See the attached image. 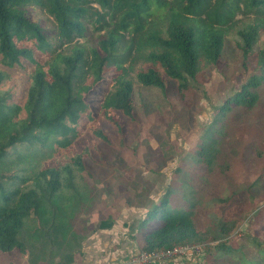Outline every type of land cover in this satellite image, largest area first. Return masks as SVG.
I'll use <instances>...</instances> for the list:
<instances>
[{"label": "trees", "instance_id": "trees-1", "mask_svg": "<svg viewBox=\"0 0 264 264\" xmlns=\"http://www.w3.org/2000/svg\"><path fill=\"white\" fill-rule=\"evenodd\" d=\"M34 7L53 20L50 31L32 19ZM262 33L264 0H0L1 60L33 64L22 102L0 91V252L18 250L27 264H73L87 237L113 222L110 216L101 219L86 233L80 221L94 203L85 180L88 167L103 165L112 147L105 126L120 136L139 126L135 83L166 96L172 82L183 97L190 80L219 63L230 37L241 56L242 82L213 107L211 121L186 156L193 165L184 172L190 177L203 165L212 168L226 135V114L250 111L260 100ZM94 35L95 42H87ZM5 77L1 73L0 83ZM106 81L95 114L89 95ZM84 113L94 123L81 137ZM132 185L146 191L137 181ZM200 191L190 182L179 194L175 185L166 186L132 225L141 252L230 235L235 221L220 223L207 238L197 228ZM154 220L160 224L153 228ZM257 246L258 254L244 263L264 264V246ZM219 248L234 250L226 243Z\"/></svg>", "mask_w": 264, "mask_h": 264}, {"label": "rangeland", "instance_id": "rangeland-1", "mask_svg": "<svg viewBox=\"0 0 264 264\" xmlns=\"http://www.w3.org/2000/svg\"><path fill=\"white\" fill-rule=\"evenodd\" d=\"M30 16L48 31L54 27L53 20L37 7L30 9ZM95 36L87 42L94 43ZM260 45L264 46V33L260 34ZM1 59L0 75L5 73L6 77L0 91L22 102L33 64L24 60L21 65L9 66ZM242 76L241 56L229 37L219 63L190 80L191 89L183 97L172 82L166 96L158 88L135 83L134 113L139 126L128 128L127 134L120 136L107 124L104 130L112 147L105 151L103 165L89 166L90 177H85L94 203L89 214H81L84 231L92 233L100 220L109 216L113 220L111 230L96 229L90 234L73 264H246L244 258L258 254L257 243L264 246V85L252 110L226 114V135L221 136L220 153L212 168L203 165L190 177L184 172L193 165L186 156L200 140L203 126L211 121L213 107L240 86ZM107 83L89 95L95 114ZM93 123L84 113L78 125L81 137ZM134 181L146 191H137ZM189 182L201 189L196 223L205 238L216 234L222 222L235 221L234 230L225 238L183 244L187 248L168 256L144 255L139 241L131 235L132 225L146 216L149 205L162 197L166 186L175 185L179 194ZM240 192L241 199L225 202ZM159 224L154 220L153 228ZM221 243L234 250L223 252ZM0 264H27V255L18 250L0 252Z\"/></svg>", "mask_w": 264, "mask_h": 264}, {"label": "built area", "instance_id": "built-area-1", "mask_svg": "<svg viewBox=\"0 0 264 264\" xmlns=\"http://www.w3.org/2000/svg\"><path fill=\"white\" fill-rule=\"evenodd\" d=\"M182 246H178V245H176V246H174V247H172V248H169V249H166V250H161V251H159V252H155V253H152V255L154 254V255H162V256H165V255H169V254H171L172 252H177V251H179L180 249H182V247H184V248H187V246L186 245H183V244H181ZM144 253V252H143ZM144 255H149L148 253H144ZM151 255V254H150Z\"/></svg>", "mask_w": 264, "mask_h": 264}, {"label": "crops", "instance_id": "crops-1", "mask_svg": "<svg viewBox=\"0 0 264 264\" xmlns=\"http://www.w3.org/2000/svg\"><path fill=\"white\" fill-rule=\"evenodd\" d=\"M105 230H107V229H105ZM108 230H111L110 228H108ZM120 264H122L121 262H120Z\"/></svg>", "mask_w": 264, "mask_h": 264}]
</instances>
